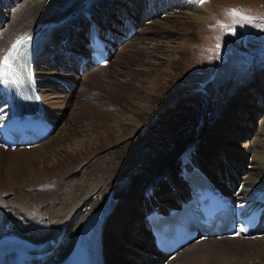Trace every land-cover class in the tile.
<instances>
[{
    "label": "bare ground",
    "instance_id": "bare-ground-1",
    "mask_svg": "<svg viewBox=\"0 0 264 264\" xmlns=\"http://www.w3.org/2000/svg\"><path fill=\"white\" fill-rule=\"evenodd\" d=\"M199 4L197 0H27L26 6L14 14L6 30L0 33V59L18 39L49 30L35 62L46 119L60 124L67 117V110H71L72 96L61 89L63 84L73 87V94L78 97L72 108L74 122H90L94 132L98 127L105 129L107 124L111 129L113 121L120 123L118 119L123 114L110 110L108 105L123 102L134 117L129 119L130 128L123 122L112 128L119 135L115 142L107 141L106 147L97 140L94 146L86 144L82 151L70 155L63 152L65 159L61 158L41 181L50 186L47 195L31 193L33 190L26 193L17 184L0 186V244L6 239L24 244L19 251L24 257L6 264H68L86 223L105 209L110 197L116 200L115 206L103 219L96 236L103 251L101 264H264L263 233L193 242L170 259L156 253L145 221L154 210L179 207L177 202L187 194L183 172L194 166L217 180L225 193L232 190L243 210L251 211L264 201V139L242 148L225 142L228 135L237 136L243 131L238 123L244 112L248 113L249 104L244 101L253 97L247 89L256 96L259 88L260 96L264 95V72H257L254 81L238 89L222 118L214 117L202 124L206 112L201 103L191 98L172 103L177 97L174 99L176 94L171 93L172 80L190 67L191 56L184 50L196 43L197 32L215 22L205 5ZM165 13L169 14L165 22L156 20ZM92 20L111 31L114 46L122 44L119 42L124 35L128 45L138 34L182 36L187 42L172 47L182 51H170L167 59L156 54L164 49L159 43L152 52L142 47L137 52L125 53L124 62L119 64H138L140 72L130 68H124L125 72L107 70L104 67L110 63H105L83 74V79H89L85 84L77 71L72 72L76 69L72 54L82 48L85 29ZM150 39L142 42L148 43ZM167 46L171 47L169 42ZM65 49L72 54L67 56ZM147 53L164 60L156 64L145 62L142 57ZM136 57L140 58L138 62ZM66 65L71 66V72H67ZM124 76L129 78L128 83L117 84L118 77ZM147 79H152L151 87L144 86ZM136 80L141 81L140 86L133 84ZM9 86L10 83L0 84V126L11 119V102L6 103ZM134 101L143 106L135 107ZM165 102L170 107L162 111ZM54 135L29 150L45 148ZM20 151L0 145V157Z\"/></svg>",
    "mask_w": 264,
    "mask_h": 264
},
{
    "label": "rangeland",
    "instance_id": "rangeland-1",
    "mask_svg": "<svg viewBox=\"0 0 264 264\" xmlns=\"http://www.w3.org/2000/svg\"><path fill=\"white\" fill-rule=\"evenodd\" d=\"M26 4L27 0H0V33L6 30L14 14L21 7L24 8ZM203 4L205 5H203L204 9L210 14L212 13L211 15L215 19V22L197 32L196 43L193 46H187L186 50H184L191 56V59L188 61L190 67L180 77L173 78L171 84V93L176 94L174 99L177 96L176 100H173L172 103L191 98L195 99L196 103L202 104L206 112V116L202 117V124L212 121L214 117L222 118V115L229 110L233 99L236 98L237 91L247 87V83L254 81L257 72H264V27H262L264 26V0H208ZM231 9L243 10L245 15L251 17V22L226 16L225 13ZM167 15L169 14L165 13L161 18L156 20L165 22L164 20ZM170 15L172 17L176 16L171 13ZM220 24H227L231 27L221 28ZM233 29L235 34H232ZM181 37L172 36L166 38L164 35L154 34L135 35L130 40V44L127 45L129 43L128 40L116 47V52H118L115 56L113 55L114 57L112 56L109 61L110 64H106L104 68L121 72H125L126 68H130L132 71L140 72L141 67L139 68L138 64L135 65V63L130 62L129 67L119 64L124 62L126 58L125 53L130 51L137 52L142 47L148 49L147 52H152L154 46L159 43L164 46V49L158 51L156 54L161 58L167 59L170 58V51L177 52L180 50L173 49L172 47L175 48L186 44L185 37ZM146 38L151 39L148 43L146 41L142 42ZM167 42L170 43L171 47L167 46ZM148 54L142 57L145 62L151 61L156 64L164 60L155 59ZM135 59L137 62L140 60L138 57ZM155 68L160 69L159 67ZM166 68H168V65ZM93 70L95 69L87 72H92ZM168 71L170 72L171 70ZM79 76L82 78V82L88 84L89 79H83L85 78L84 75ZM152 79L144 80V86L151 87L150 83ZM118 80L119 83L117 82V84L121 85L128 83L129 78L125 76L118 77ZM133 84L140 86L141 81L140 83L137 80L136 82L133 81ZM69 88L70 91L61 86L63 91L72 96L71 104H73L71 112L67 110V117L60 124L54 123L55 130L52 134L55 135L53 139L49 142L47 141L45 148H38L34 152L33 150L22 149L20 151L22 153H5L0 157L2 160L0 186L17 184L26 193L33 190L31 193L34 192L37 195L46 193L47 195V192L50 191V186L48 183H42L41 181L48 176V172L61 158L64 157L65 159L67 153L70 155L72 152L75 153L74 151L76 150L82 151L86 144L94 146V142L97 140L102 141L103 147H106L107 144L105 143L107 141L115 142L118 137L117 135H119L117 134L119 131L116 132L117 129L112 130L113 127H117L123 122L130 128L132 121H129V119H133L134 116L130 113L129 108L126 106L127 104L123 102L120 103L121 105H108L110 110L117 111L119 115L123 114L118 119L120 123L117 121L110 123L111 129L108 128L107 124L105 129L98 127V131L94 132V127L92 128L90 122H84V124L74 122L72 108L78 102V97L73 94L74 88L71 86ZM107 89L109 90V88ZM134 90L139 92L138 88H134ZM257 90L258 95L255 96L253 91L247 89L249 91L248 94H252L253 97L244 101L249 104L248 108H246L248 113L244 112L242 121L238 123V126L243 131L237 136L228 135L226 143H231L230 145L235 144L233 146L242 148V146H253L256 144V141L264 139V95L260 96L259 88ZM92 94H97V91L92 92ZM134 102L132 103L135 107L136 105L137 107L143 106L141 105L143 103L139 101ZM165 104L166 102L163 104L164 107L162 106V111L170 107L169 104ZM122 107H126L127 110L124 112V108ZM224 123L228 124L229 122L225 121ZM202 124L197 127L198 131L202 128ZM227 124L225 126L230 128L231 126ZM245 128H249V130L247 129L248 131H246ZM217 146L215 145L216 149L218 148ZM63 152H66V154ZM34 153L36 154L35 157H33ZM218 160L222 161L220 157ZM48 182L50 183V181ZM34 183L35 187L33 186ZM27 185L32 186L27 187ZM6 197L8 199V196ZM11 197L13 199V196ZM9 215L12 217V213H9Z\"/></svg>",
    "mask_w": 264,
    "mask_h": 264
},
{
    "label": "snow or ice",
    "instance_id": "snow-or-ice-1",
    "mask_svg": "<svg viewBox=\"0 0 264 264\" xmlns=\"http://www.w3.org/2000/svg\"><path fill=\"white\" fill-rule=\"evenodd\" d=\"M206 0H197V3L203 4ZM226 16L236 18L238 20H246L251 22V17L245 15L243 10L240 9H231L225 13ZM221 28H230V25L220 24ZM264 27V26H262ZM232 34H235L234 29L232 30ZM30 39V38H28ZM27 39H18L16 43H14L11 47V50L0 59V84L7 85L17 84L18 81L13 79V76L17 73L16 64L18 63L19 58L21 57V46L27 44ZM219 47V45H217ZM240 232L244 231V228L239 229ZM239 233H237L238 235Z\"/></svg>",
    "mask_w": 264,
    "mask_h": 264
},
{
    "label": "water",
    "instance_id": "water-1",
    "mask_svg": "<svg viewBox=\"0 0 264 264\" xmlns=\"http://www.w3.org/2000/svg\"><path fill=\"white\" fill-rule=\"evenodd\" d=\"M107 206H106V212L107 214L111 212V210L113 209L116 201L114 199H112L111 197L107 199Z\"/></svg>",
    "mask_w": 264,
    "mask_h": 264
}]
</instances>
